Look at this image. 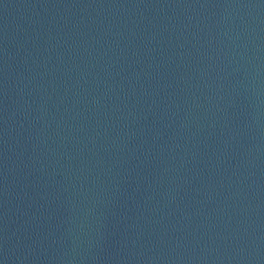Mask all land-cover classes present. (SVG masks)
Masks as SVG:
<instances>
[{"label": "water", "instance_id": "1", "mask_svg": "<svg viewBox=\"0 0 264 264\" xmlns=\"http://www.w3.org/2000/svg\"><path fill=\"white\" fill-rule=\"evenodd\" d=\"M0 264H264V0H115L0 120Z\"/></svg>", "mask_w": 264, "mask_h": 264}]
</instances>
